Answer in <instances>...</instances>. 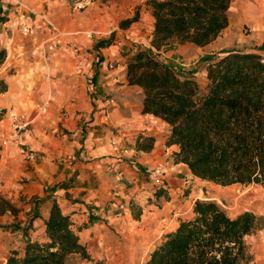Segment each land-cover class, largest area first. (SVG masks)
Wrapping results in <instances>:
<instances>
[{"label":"crops","instance_id":"1","mask_svg":"<svg viewBox=\"0 0 264 264\" xmlns=\"http://www.w3.org/2000/svg\"><path fill=\"white\" fill-rule=\"evenodd\" d=\"M146 1L0 0V44L7 50L0 78L9 85L0 96L7 109L0 197L20 210L0 215V264L13 253L23 257L29 240L48 241L43 222L54 200L87 248L90 259L68 258L82 264H139L166 224L175 229L180 217L194 215L198 200L214 201L202 196L213 183L194 176L177 160L179 147L168 145L170 126L143 113L144 91L129 84L127 67L139 48L151 49L205 90L216 59L231 52L264 57V0H233L228 27L206 46L171 42L159 50ZM140 5L138 21L121 28ZM102 41L110 43L101 47ZM13 116L27 126L16 129Z\"/></svg>","mask_w":264,"mask_h":264},{"label":"trees","instance_id":"2","mask_svg":"<svg viewBox=\"0 0 264 264\" xmlns=\"http://www.w3.org/2000/svg\"><path fill=\"white\" fill-rule=\"evenodd\" d=\"M232 1L147 0L155 19L152 46L159 50L171 42L210 44L228 27ZM138 19L137 12L120 27L128 28ZM6 59L7 50L0 44V68ZM206 77L208 85L202 90L195 80L181 79L147 48H139L127 67L129 84L144 91L143 113L170 126L168 145L179 147L177 160L194 176L221 187H264L263 57L228 53L210 63ZM8 89L0 78V96ZM6 114L7 109L0 107V121ZM6 212L17 215L20 210L0 197V215ZM193 214L181 218L165 235L147 264H241L247 258L245 238L261 230L264 222L250 210L232 217L212 200H198ZM43 227L48 241L29 240L25 255L13 253L6 264H69L72 254L90 259L72 229L71 216L56 200Z\"/></svg>","mask_w":264,"mask_h":264},{"label":"rangeland","instance_id":"3","mask_svg":"<svg viewBox=\"0 0 264 264\" xmlns=\"http://www.w3.org/2000/svg\"><path fill=\"white\" fill-rule=\"evenodd\" d=\"M140 11L141 5L136 8L135 14L137 12L140 13ZM206 186L209 187L210 192L207 194L205 187L203 189L204 194L202 196L212 198L215 202H218V204L232 217L234 214L236 215L243 210L248 209L254 211V213L256 212V215L261 216L264 219V187L255 184L249 186L236 185L229 188L217 187L213 184H207ZM189 193L190 189H187L183 197L187 198ZM33 203H35L34 200L26 204L29 213L34 210V206L32 205ZM180 219L181 217L179 220ZM168 224L169 225L166 224V231L163 233L161 238L158 237L157 239H153L152 241L149 240L147 242L139 264H147L148 257L156 249V247L162 243L165 235L174 230L173 228L175 227V224L173 225L170 222ZM245 240L247 246V258L242 260L241 264H264V222L261 230L249 235ZM68 263L82 264L83 262L80 257H72L68 259Z\"/></svg>","mask_w":264,"mask_h":264},{"label":"built area","instance_id":"4","mask_svg":"<svg viewBox=\"0 0 264 264\" xmlns=\"http://www.w3.org/2000/svg\"><path fill=\"white\" fill-rule=\"evenodd\" d=\"M23 30H24V32L25 33H27V32H29V29L25 26L24 28H23ZM263 57V56H262ZM263 61H264V57H263ZM109 67H111V68H114L115 66L113 65V64H109ZM13 119H14V126H15V128L16 129H20L21 128V126L22 125H24L25 127L27 126L26 124H28L25 120H23V119H21L20 117H18V116H13ZM4 145H7V142H4L3 143ZM29 158H33V155H29L28 156ZM161 172L160 171H156L155 172V175H158V174H160ZM120 209L121 210H124V206L123 205H121L120 206Z\"/></svg>","mask_w":264,"mask_h":264}]
</instances>
